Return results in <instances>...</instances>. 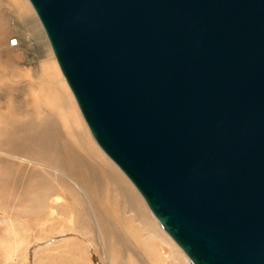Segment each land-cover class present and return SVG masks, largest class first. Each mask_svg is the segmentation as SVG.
Listing matches in <instances>:
<instances>
[{
  "label": "water",
  "instance_id": "1",
  "mask_svg": "<svg viewBox=\"0 0 264 264\" xmlns=\"http://www.w3.org/2000/svg\"><path fill=\"white\" fill-rule=\"evenodd\" d=\"M92 138L190 264H264V0H28Z\"/></svg>",
  "mask_w": 264,
  "mask_h": 264
},
{
  "label": "rangeland",
  "instance_id": "2",
  "mask_svg": "<svg viewBox=\"0 0 264 264\" xmlns=\"http://www.w3.org/2000/svg\"><path fill=\"white\" fill-rule=\"evenodd\" d=\"M0 23L3 26L2 29H0V77L9 81L8 90H0V153H2L0 154V172H22L23 174L26 170V173L37 174L38 177L48 182L49 186L47 188L50 186L54 187V185L57 184L60 185V188H65L61 190L57 188L58 193L56 192L52 194L51 197L61 196V198H63L61 199V203L66 200L70 204V201L75 200V198L77 201H80L78 205L85 207V212L82 210L79 211V222L81 221L82 227H84V229L86 228V231L92 232L91 235H93L91 240L87 235H83L79 232L77 234L76 232L68 231L66 228L63 233L44 236V234L46 235V233H48V230L46 226L44 230H40V222H36L34 216H32V218H30V216L15 218L9 215V213L6 214L7 212L5 213L0 210V264H45L47 255L54 253V250H64L69 247V243L64 245L62 240H72L81 243L88 256V261H84L87 264H109L108 257L111 258L113 264H152V261L148 259L146 252L140 249H135L134 246H131L130 240L121 236L117 230L110 228L109 222L103 218L100 221H97L98 217L96 216L99 214L102 216L104 210L108 213L109 219L112 218V216H114V218L119 217L120 211L122 210L119 206L122 207L125 200L129 202L128 204L132 207L133 211V213H131L125 208L126 218L133 217L135 211L138 210H140L144 216L148 214V217L155 225V228L178 250L179 254L172 252L170 254V259L162 257V259H160V264H173L174 262L176 264H190L189 259L185 256L182 250L163 231L161 226H159L157 220L151 214L143 198L132 183L98 147L78 109L74 97L73 99L75 103H73L76 105L78 116L89 132L90 142L95 149H98H96L98 153L95 151L92 152H94V154L96 153L95 155L100 153L101 156L111 165L110 168L113 173L112 180L115 179V182L118 184L116 186H111V184H109V179L107 178L106 181L101 182L99 188L102 189L103 198L108 199V202L106 203L112 202L116 205L109 207V204H106V206H101L100 211L94 210L95 207L90 205V202L87 197L84 196L85 194L83 191L76 187L69 178L56 173L47 167H40L34 163H23L18 159L7 157V155H10L14 157L31 158L27 154L25 143V140L28 137H25L24 135H13L11 131L22 132L24 129V122L27 119L25 116L29 113V110L32 109L31 103L37 101V93L34 88L41 87L42 83H38H40L42 76L47 74V71L49 72V64L54 63L58 74H61V72L46 36L43 34L42 27L28 0H0ZM11 40H14L15 45H10ZM49 74H51V72H49ZM37 95L40 100L41 97L44 96L41 91H38ZM63 98L67 100L65 96ZM42 106L45 108V105L39 104V102L36 103L34 105V111L31 112L35 113V110H41ZM44 108L42 109L44 110ZM59 131L58 137L61 140L63 139L70 142L71 138H69V135L64 131L63 127H61ZM1 137L6 139L4 140ZM10 142H13L12 145H10ZM86 142L88 143L87 139ZM39 154V156L49 159L48 155H43V152H40ZM97 156L101 160L100 156ZM85 163L87 162L85 161ZM8 169L11 171H8ZM86 169L92 171L91 166H86ZM58 180L63 182L58 183ZM104 184L106 185L103 186ZM68 185H71L77 197L70 194L69 196L66 195V187H68ZM47 201L48 200L45 199L42 204H46ZM82 202L84 203V206ZM66 204L67 203L61 204L60 206L65 208L67 206ZM79 208L81 209V207ZM34 213L31 212L32 215H34ZM58 215V217H60V219L58 218L60 222H57L56 224L58 227L62 228L65 225H70V223L72 226L74 217L70 214L67 216ZM76 224L77 223H75V225ZM25 228H27L26 232L24 231ZM100 237L107 241V246L103 245ZM61 242L63 244L60 245ZM160 245L161 247L163 246L162 244ZM164 250L167 251L168 249L165 248ZM35 256H37L36 259Z\"/></svg>",
  "mask_w": 264,
  "mask_h": 264
},
{
  "label": "bare ground",
  "instance_id": "3",
  "mask_svg": "<svg viewBox=\"0 0 264 264\" xmlns=\"http://www.w3.org/2000/svg\"><path fill=\"white\" fill-rule=\"evenodd\" d=\"M2 27L3 26L0 23V29H2ZM49 72H51V74H49ZM49 72L47 71V74L43 75L40 83H38H42L41 87L34 88L37 94L38 91H41L44 96H42L40 100L39 96L36 94L37 101L31 103L32 109L29 110V113L25 116L27 119L24 122V129L22 132L11 131L13 135H24L25 137H28L25 140V143L27 154L31 158H21L10 155H7V157L18 159L23 163H34L40 167H47L56 173L69 178L76 187L83 191L85 194L84 196L87 197L90 205L95 207L94 210L100 211L101 206H106V204H109V207L114 206L116 204H113L112 202L106 203L108 202V199L103 198L102 189L99 188L101 182L106 181L107 178L109 179V184H111V186H116L118 184L115 182V179L112 180L113 173L111 172V165L101 156L100 153L97 155L100 156L101 160L95 155L98 153L96 151L97 148L95 149L90 142L89 132L78 116L73 96L68 89L69 87L64 77H62L61 74H58L54 63L49 64ZM8 84L9 81L0 77V90H8ZM62 96H65L67 100ZM38 102L39 104L45 105V108L42 106L41 110L37 109L35 110V113H32L34 111V105ZM42 108H44V110ZM61 127H63L64 131L69 135V138H71L70 142L63 139L61 140L58 137ZM1 138L4 139L3 137ZM86 139L89 145L86 142ZM12 143L10 145H12ZM92 151H95L96 153L94 154ZM40 152H43V155H48L49 159L39 156ZM85 161L87 163H85ZM86 166H91L92 171L86 169ZM9 170L10 169H8V171ZM59 182L63 181L58 180V183ZM71 185L66 187L68 190H66V195L69 196L70 194L76 196L72 188L73 185L72 187ZM105 185L106 184L103 186ZM48 186V182L44 179L38 177L37 174L26 173V170L23 174L22 172L14 173L2 171L0 172V210L5 213L7 212L6 214L9 213V215L15 218L24 216H30V218H32V216H34L36 222H40V230H44L46 226L48 233H46V235L44 234V236L63 233L64 229L67 228L68 231L87 235L92 240V232L86 231V228L84 229V227H82L81 221L79 222L78 219V216L80 215L78 214L79 211L82 210L85 212V207L78 205L80 201H77L76 198L75 200L70 201V204L66 200L61 203V199H63L61 196H51L57 192V188H59V190L65 188H60L59 184L47 188ZM45 199L48 200L47 203L42 204ZM65 203H67L65 208L60 206ZM128 203L129 202L125 200L122 207L117 204L119 208L122 209L119 215L120 218H114V216H112V218L109 219L108 213L104 210L102 216L100 214V216H96L98 217L97 221H100L103 218L109 222L110 228L117 230L121 236L128 238L131 246H134L135 249H140L146 252L147 257L152 261V264H160V259H162V257L170 259V254L172 252L179 254L175 246L155 228V225L148 217V214L144 216L140 210H134L135 215L126 218L125 208L133 213L132 207ZM79 207H81V209ZM31 212H35L34 215H32ZM58 214L61 216H67L70 214L74 217L72 226L70 223V225H65L62 228L58 227L56 225L57 222H60ZM75 223L77 224L75 225ZM24 231L26 232L27 228H25ZM100 240L104 246H107V241L105 239L103 240L101 238ZM66 241L67 240H62L64 245L69 243V247L66 249L63 248L64 250H54V253L47 255L45 264H87L84 261H88V256L82 247V244L72 240ZM62 242L60 245L63 244ZM160 244L163 246L161 247ZM163 248H167L169 251H165ZM36 258L37 256H35V259ZM107 259L109 264H113L111 258L108 257ZM173 264L176 263L174 262Z\"/></svg>",
  "mask_w": 264,
  "mask_h": 264
},
{
  "label": "built area",
  "instance_id": "4",
  "mask_svg": "<svg viewBox=\"0 0 264 264\" xmlns=\"http://www.w3.org/2000/svg\"><path fill=\"white\" fill-rule=\"evenodd\" d=\"M10 43V45H15L14 40H11Z\"/></svg>",
  "mask_w": 264,
  "mask_h": 264
}]
</instances>
